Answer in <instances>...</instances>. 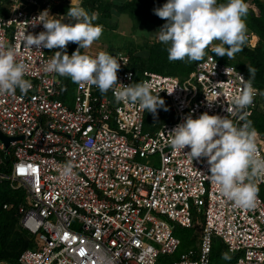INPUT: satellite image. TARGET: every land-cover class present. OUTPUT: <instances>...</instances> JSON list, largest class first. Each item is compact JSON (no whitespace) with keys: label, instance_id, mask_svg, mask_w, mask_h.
<instances>
[{"label":"built area","instance_id":"built-area-1","mask_svg":"<svg viewBox=\"0 0 264 264\" xmlns=\"http://www.w3.org/2000/svg\"><path fill=\"white\" fill-rule=\"evenodd\" d=\"M81 1L72 6L82 7ZM61 5L71 0H0V41L19 46L17 60L27 65L24 79L32 85L27 92L17 88L14 95H0V133L11 137L7 145L0 137V163L7 157L9 164L0 181L23 189L17 225L34 242L20 251L17 264H163L159 257L173 254L180 244L174 224L199 233L195 247L169 264H214V239L231 257L223 264H264L261 196L254 208L236 207L210 179L207 158L192 160L186 154L190 148L176 151L169 143V133L188 115L195 119L208 112L237 126L248 123L258 88L241 69L209 51L184 77L148 69L137 77L127 50L90 47L80 54L105 51L120 61V84L102 93L95 85L73 82L65 94L68 76L46 71L56 51L29 49L22 42L24 34L45 30L31 24L42 11L66 17ZM257 41L249 31L246 44ZM249 80L256 94L240 110L234 98ZM143 81L164 100L156 114L115 98L121 84ZM255 130L264 158V137ZM0 264L14 263L0 258Z\"/></svg>","mask_w":264,"mask_h":264},{"label":"clouds","instance_id":"clouds-1","mask_svg":"<svg viewBox=\"0 0 264 264\" xmlns=\"http://www.w3.org/2000/svg\"><path fill=\"white\" fill-rule=\"evenodd\" d=\"M73 3L71 0V5ZM247 12L245 0H228L226 4H218L217 0H167L162 7L154 9V13L166 21L160 28L158 39L170 43L168 59L171 61L185 58L199 61L209 47L218 57L233 58L234 54L242 51L246 41L244 17ZM54 17L47 9L42 11L31 24L33 27L42 24L45 30L22 37L23 45L29 49H61L49 60L46 71L68 76L81 87L95 85L102 93L120 84L118 71L121 63L115 56L101 51L91 57L79 51L90 48L103 34V25L93 23L99 18V13L90 15L76 3V6H70L66 17ZM65 19L69 22H64ZM215 41L220 43L214 44ZM70 42L79 45L71 56L66 52ZM18 47L5 46L0 41V95H14L17 88L27 92L32 87L30 81L24 79L27 65L17 60ZM249 72L254 74L255 70L249 69ZM241 79L244 78L241 76ZM121 85L115 91L118 102L139 103L141 109L153 114L164 105L160 95L152 94L151 82ZM173 91L167 92L171 94ZM255 94L251 81L245 82L241 93L234 98L235 107L243 110L250 106ZM169 134V143L174 150L183 151L187 147L190 151L186 154L192 160L207 158L210 179L236 207L250 209L256 206L258 178L264 177V158L258 153V133L250 121L237 126L227 116L204 112L195 119L188 115ZM222 258L231 259L228 253H224Z\"/></svg>","mask_w":264,"mask_h":264},{"label":"trees","instance_id":"trees-1","mask_svg":"<svg viewBox=\"0 0 264 264\" xmlns=\"http://www.w3.org/2000/svg\"><path fill=\"white\" fill-rule=\"evenodd\" d=\"M167 0H82V7L91 15L94 11L99 13L100 18H110L111 11L115 8L119 12H125L135 22L150 21L155 28H160L166 23L165 20L159 18L154 9L162 7ZM228 0H218V4H226ZM258 11H254L248 7L247 15L244 17L247 25L246 39L248 32L252 31L258 36V41L254 46L246 44L242 46V55L248 60L247 64L242 60L235 62L227 60V56L218 57L219 59L233 64L236 68L241 69L245 75L258 88L260 94L257 98V105L251 115V125L256 128L264 137V0H254ZM72 5L64 6L65 12ZM73 43L67 45L66 52L70 50ZM170 43L166 44L160 40H152L148 46L147 52L138 56L130 54L132 66L136 76H140L142 70L148 69L152 71L184 75L186 76L194 67L196 61H190L188 58L184 60L171 61L168 59V49ZM226 47V46H225ZM55 51H61L55 48ZM212 52L211 49H206V52ZM213 53V52H212ZM214 54V53H213ZM249 69H254L255 72L250 73ZM183 77V76H182ZM64 81V92L72 88L73 81L66 77ZM68 91V92H69ZM7 157L3 163H0V173H8ZM259 188V195L264 200V183ZM24 200V192L22 188H11L7 180L0 181V258L6 259L14 264H17V256L21 250L34 245L33 238L28 232L18 227V212L16 204ZM12 202L13 206L4 208V203ZM174 233L180 238L178 249L170 255L159 257L160 262L169 264V262L178 257V254L186 248L196 245V229L193 227H184L177 224L173 225ZM223 244L214 239L211 249V261L214 264H223L230 259H223Z\"/></svg>","mask_w":264,"mask_h":264},{"label":"rangeland","instance_id":"rangeland-1","mask_svg":"<svg viewBox=\"0 0 264 264\" xmlns=\"http://www.w3.org/2000/svg\"><path fill=\"white\" fill-rule=\"evenodd\" d=\"M245 3L248 5V7L252 9L255 8L253 9L254 11H258L254 0H245ZM93 23L102 24L104 31L101 37L91 45V48H98L106 51L118 48L124 49L127 50L129 54H133L135 57L140 55L139 53L143 54L147 52L148 46L152 40H159L158 36L160 30L155 28L152 22H135L129 17L127 13L119 12L115 8L112 9L110 18H102V20H96ZM219 43V41L214 42V44ZM54 49L49 50L52 51ZM226 59L228 60L229 58L227 57ZM236 60H242L245 62V64L248 62L242 53H236L234 54L233 58L229 59L231 62H235ZM178 76L184 77V75L180 74ZM258 188H261V185H258ZM198 233L199 231L196 229L197 236Z\"/></svg>","mask_w":264,"mask_h":264},{"label":"crops","instance_id":"crops-1","mask_svg":"<svg viewBox=\"0 0 264 264\" xmlns=\"http://www.w3.org/2000/svg\"><path fill=\"white\" fill-rule=\"evenodd\" d=\"M59 6V5H58ZM67 5H65L66 7ZM60 9L62 12H64L65 14H67V12H65V9H64V5H61L60 6ZM65 22H69L68 20H66ZM79 45L77 43H73V46L72 47H69L70 49H78ZM81 49H84V48H81ZM80 49V50H81ZM119 49V48H118Z\"/></svg>","mask_w":264,"mask_h":264},{"label":"water","instance_id":"water-1","mask_svg":"<svg viewBox=\"0 0 264 264\" xmlns=\"http://www.w3.org/2000/svg\"><path fill=\"white\" fill-rule=\"evenodd\" d=\"M0 137L4 140L5 144L7 145L11 137L4 135L3 133H0Z\"/></svg>","mask_w":264,"mask_h":264},{"label":"bare ground","instance_id":"bare-ground-1","mask_svg":"<svg viewBox=\"0 0 264 264\" xmlns=\"http://www.w3.org/2000/svg\"><path fill=\"white\" fill-rule=\"evenodd\" d=\"M253 40H254V38H253Z\"/></svg>","mask_w":264,"mask_h":264}]
</instances>
